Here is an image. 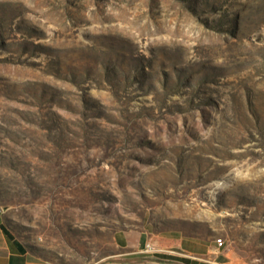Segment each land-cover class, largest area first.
<instances>
[{
    "label": "rangeland",
    "instance_id": "1",
    "mask_svg": "<svg viewBox=\"0 0 264 264\" xmlns=\"http://www.w3.org/2000/svg\"><path fill=\"white\" fill-rule=\"evenodd\" d=\"M0 216L46 264L142 229L264 264V0H0Z\"/></svg>",
    "mask_w": 264,
    "mask_h": 264
},
{
    "label": "crops",
    "instance_id": "2",
    "mask_svg": "<svg viewBox=\"0 0 264 264\" xmlns=\"http://www.w3.org/2000/svg\"><path fill=\"white\" fill-rule=\"evenodd\" d=\"M116 253L102 264H233L217 239L188 236L180 230L120 231ZM155 247L148 251L147 246ZM0 264H46L38 262L8 234L0 216Z\"/></svg>",
    "mask_w": 264,
    "mask_h": 264
},
{
    "label": "built area",
    "instance_id": "3",
    "mask_svg": "<svg viewBox=\"0 0 264 264\" xmlns=\"http://www.w3.org/2000/svg\"><path fill=\"white\" fill-rule=\"evenodd\" d=\"M217 243L219 244V246H223L224 245V241H223L222 238H218L217 239ZM147 249H148V251H154L155 250V247L152 246V245H148L147 246Z\"/></svg>",
    "mask_w": 264,
    "mask_h": 264
},
{
    "label": "trees",
    "instance_id": "4",
    "mask_svg": "<svg viewBox=\"0 0 264 264\" xmlns=\"http://www.w3.org/2000/svg\"><path fill=\"white\" fill-rule=\"evenodd\" d=\"M8 232V231H7ZM8 234H9V232H8ZM10 235V234H9Z\"/></svg>",
    "mask_w": 264,
    "mask_h": 264
}]
</instances>
